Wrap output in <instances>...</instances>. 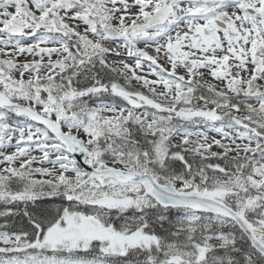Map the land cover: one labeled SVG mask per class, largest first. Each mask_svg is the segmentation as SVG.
Wrapping results in <instances>:
<instances>
[{"label": "rangeland", "instance_id": "obj_1", "mask_svg": "<svg viewBox=\"0 0 264 264\" xmlns=\"http://www.w3.org/2000/svg\"><path fill=\"white\" fill-rule=\"evenodd\" d=\"M73 1L82 8L73 9L68 0H40L39 4L33 0H0V90L15 102L32 106L35 94L25 92L32 88L29 82L51 80L66 67L103 55L125 76V84L112 87L124 106L90 102L87 124L71 131L86 138L84 143L91 152L86 157L89 165L128 168L99 161L97 146L88 143L101 132H124L128 123L157 137L155 154L159 161L168 149L178 148L195 159L254 155L257 162L248 175H193L188 182L176 180L173 185L212 193L219 199L249 190L248 198L256 195L263 199L256 208L264 215V0ZM163 4L174 8L167 22L139 34L137 27ZM216 18L226 23V29H219L220 40L212 42L204 39L202 28L213 27ZM12 24L26 26L19 38L3 32ZM108 26L120 32L130 29V35L124 41H108L102 32ZM257 57L262 65L260 73L256 72L257 61L254 63ZM201 87L213 91L214 99L201 98ZM35 108L54 120L58 118L54 104L39 102ZM45 134L35 125L12 122L0 113V194H10L7 183L26 179L28 192L40 191L43 185H63L67 194L75 192L81 199L128 202L121 207L140 206L149 199L137 184L121 185L104 179L102 187L98 179L89 180L87 173ZM80 187L85 190L80 192ZM69 218H63L43 237L40 245L44 250L58 244L72 255L89 248L90 221L84 219L83 227L80 217V226L74 230V220ZM99 233H103L100 241L104 248L113 251H123L126 242H139L136 238L121 239L126 241L121 244L110 234ZM217 241L230 242L223 238ZM19 245H24L20 237L0 235L2 249ZM181 256L171 250L167 262H177ZM33 264L81 263L38 259Z\"/></svg>", "mask_w": 264, "mask_h": 264}, {"label": "trees", "instance_id": "obj_2", "mask_svg": "<svg viewBox=\"0 0 264 264\" xmlns=\"http://www.w3.org/2000/svg\"><path fill=\"white\" fill-rule=\"evenodd\" d=\"M124 80L125 76L107 63L103 55L96 54L78 65L67 67L51 80L29 82L32 88H26L25 92L35 94V104L48 102L57 106V119L71 130L87 124L89 102L120 104L121 98L112 93V87L125 84ZM48 85L51 87L47 88ZM199 92L206 101L215 97L213 91L204 87ZM12 120L20 121L15 117ZM156 138L144 133L138 125L128 123L124 132L115 135L101 132L90 144L97 146L95 156L99 161L141 168L165 183L176 180L188 182L193 175H247L257 162L254 155L241 159H195L178 148L168 149L160 167L153 162ZM65 188L63 185L50 188L43 185L40 191L28 192L30 184L26 179L15 181L14 184L7 183L6 189L10 194H0V234L22 235L23 240L30 245L17 247L15 251L0 249V264H8L11 260L32 262L34 257L44 258L52 253L54 255L47 257L58 256V251L35 249L38 247L33 242L36 243L46 230L60 223L63 218L69 217L70 220L86 218L99 230L115 238L142 240L127 245L123 253L110 254L100 248L96 240L99 237L96 236L87 251L77 250L69 255L75 260L104 264H264V257L251 247L246 237L227 217L195 209L162 207L150 196L140 206L121 207L119 205L128 202L81 199L75 197V192L67 194ZM80 188V192L85 190L84 187ZM249 195V190H242L223 200L231 207H239ZM259 200L263 202V199ZM263 216L260 208L249 209L246 213L248 223L260 229H264ZM259 237L264 242V234ZM217 238L230 242L221 244ZM171 250L183 256L177 262L169 263L167 259Z\"/></svg>", "mask_w": 264, "mask_h": 264}, {"label": "water", "instance_id": "obj_3", "mask_svg": "<svg viewBox=\"0 0 264 264\" xmlns=\"http://www.w3.org/2000/svg\"><path fill=\"white\" fill-rule=\"evenodd\" d=\"M37 2H39V0H37ZM171 11V7H161L146 24L141 26V28L145 29L151 25L164 22ZM7 30L13 33L15 32L16 34H20L23 30V27L13 25L10 28H7ZM104 32L110 40H119L126 37V33H119L117 30L111 27L105 28ZM208 32L209 31H204V33ZM213 39L218 40L216 37H213ZM257 61L259 64L258 71L260 72V60ZM0 107L12 113L13 115L25 116L32 122L45 127L48 132L52 134L60 143L67 146L70 154L91 173V176L112 177L117 182L121 183L141 182L146 191L152 194L158 203L162 205L183 208L196 207L207 212L231 217L241 228V230L248 236L253 247L264 255V244H262L259 239L256 238L254 235L255 230L250 228L246 222L244 215L245 207L247 206L246 204L240 210L234 211L223 201L213 197H209L198 192L179 191L170 184H161L151 174H143L140 171H128L117 168L101 170L90 168L86 166L82 160V157L88 154L87 148L78 138L64 132L60 123L40 114L31 107L14 102L2 92H0Z\"/></svg>", "mask_w": 264, "mask_h": 264}]
</instances>
